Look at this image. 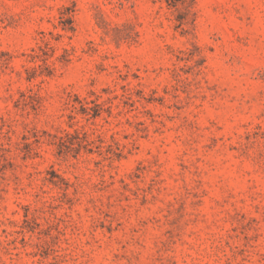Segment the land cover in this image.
I'll list each match as a JSON object with an SVG mask.
<instances>
[{
    "label": "rangeland",
    "instance_id": "1",
    "mask_svg": "<svg viewBox=\"0 0 264 264\" xmlns=\"http://www.w3.org/2000/svg\"><path fill=\"white\" fill-rule=\"evenodd\" d=\"M0 264H264V0H0Z\"/></svg>",
    "mask_w": 264,
    "mask_h": 264
}]
</instances>
